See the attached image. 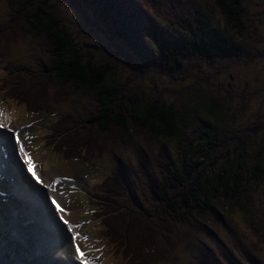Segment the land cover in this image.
I'll return each mask as SVG.
<instances>
[{
    "label": "trees",
    "instance_id": "16d2710c",
    "mask_svg": "<svg viewBox=\"0 0 264 264\" xmlns=\"http://www.w3.org/2000/svg\"><path fill=\"white\" fill-rule=\"evenodd\" d=\"M3 1L7 11L2 16L6 15V22L0 28V46L21 35L32 37L35 44L34 49L27 50L35 61L25 62L20 67L15 78L17 84L9 96L26 104L37 115L49 114L53 106L60 108V104L69 98L79 100L78 118L66 121L70 128L60 127L64 135H59V146L64 155L81 157V162H90L108 151L123 157L120 150L126 149L123 146L126 147L129 140L141 143L147 156L153 155L154 159L139 160L148 179L137 191L126 193L122 188L124 182L119 178L109 185L112 203L106 210L105 222L111 238L121 239L132 261L169 263L181 237L192 231L188 228L205 226L216 230L214 224L228 213L244 210L246 202L240 199L243 181H249V170L255 177L258 172L264 173V164L247 168L243 162V149L264 129V118L236 134L231 141L211 142L205 148L198 145L195 156L177 151L179 157L176 158L172 152L163 150V144L167 146L169 142L181 140L184 128L178 101L143 102L130 81L119 85L109 58L97 62L95 51L85 52L76 44L73 33L57 14L56 0ZM73 2L82 13L85 12L83 6L92 9L109 36L121 39L128 48L137 50L142 61L160 59L159 73L175 80L195 76L186 65V58L202 57L213 61L227 48L218 32L210 34L200 26L199 17L195 22L192 18L184 19L181 24L176 13L170 16V22L175 23L177 33L146 36L151 39L148 49L133 30L131 17L126 15L121 0ZM213 3L224 17L242 27L243 22H239L243 21L241 0H213ZM192 22L200 27L198 35L190 26ZM245 27H248L247 23ZM4 52L10 51L4 49ZM121 54L130 59L126 51ZM259 55L263 54L252 52L250 60ZM184 69L189 70L183 75L180 71ZM130 79L134 80L133 77ZM153 140L151 144H145ZM230 146L238 152L233 161L228 157ZM262 147L256 153L259 163ZM161 152L165 155L158 157ZM219 160L222 166L216 171ZM258 224L253 230L256 234L262 232L260 242L264 245V221Z\"/></svg>",
    "mask_w": 264,
    "mask_h": 264
},
{
    "label": "rangeland",
    "instance_id": "374dc122",
    "mask_svg": "<svg viewBox=\"0 0 264 264\" xmlns=\"http://www.w3.org/2000/svg\"><path fill=\"white\" fill-rule=\"evenodd\" d=\"M121 1L126 15L131 17L130 24L133 30L141 36V43L148 49L151 48V39L146 36H151L152 33L157 36L160 32L177 33L175 23L170 22V16H174L176 13L180 17L181 24H183L184 19L192 18V21L195 22L196 18L199 17L200 26L211 32L210 34L218 32L228 48L227 52L222 50V54L216 56L213 61H208L202 57L186 58V65L195 76L188 75L184 79L175 80L164 75L163 72L159 73L162 67L159 62L160 59L142 61L137 50L128 48L123 40L109 36L108 31L94 16L92 9L83 6L85 12L82 13L74 5L73 0H56L54 2L59 18L73 33L76 44L85 52L95 51L94 59L97 62H104L107 58L113 62L114 79L119 85L130 81L143 102L161 100L170 103L178 101L177 108L184 128L181 131V140L169 142L167 146L163 144V150L172 152L176 158L179 157L177 151L185 152L187 156H195L198 145L205 148L211 142L225 143L231 141L236 134L244 132L251 124L260 118H264V0H241L243 21L240 20L239 22H243L242 27L236 26L224 17L215 8L213 0ZM6 11L7 5L5 1L1 0L0 21ZM171 18L177 19L176 17ZM193 22L190 26L198 35L197 32L200 31V27ZM246 23L248 24L247 28L245 27ZM137 34L135 33L136 36H138ZM157 40L155 39V41ZM187 40L191 41V39ZM34 48L35 44L31 38H20L11 44V52L6 53V56L21 53V58L25 57L26 61H29L30 53L26 52ZM123 50L128 53L129 60L127 56L121 54ZM252 52L263 55L250 60ZM13 59H17V57ZM151 67L153 68L151 69ZM147 68L151 70L142 73ZM188 70L184 69L180 72L184 75V72ZM130 77H133L134 80H131ZM9 100L19 109V114L15 118L19 126L34 121L32 119L36 118L35 111L10 96ZM60 109L66 110L68 118H75L77 115L76 100H70L65 107ZM41 128L43 126H40L35 134L38 141L44 144L40 137L41 134H44L41 132ZM154 141L144 142L148 145ZM128 142L126 147L123 146L126 149L120 150V153L124 155L123 157H119V153L108 151L102 156L90 160V162H81V157H66L63 150L57 149L55 151L54 148L53 150L50 148L44 154V156L47 155V159L50 157L45 163V168L49 170L51 177H54L57 175L73 176L100 166L110 168L119 165L121 168L116 171L122 173L119 179L124 180L123 190L128 193L134 192L137 191L141 181L145 178L139 169V160L143 162L146 159L154 158L153 155H146V148L138 141L129 140ZM10 144L13 146V152L15 147L11 141L7 144L8 151ZM260 147H262V152L259 160H262V163L256 160V153ZM243 152V162L247 168L254 169L256 166L264 164V129L248 141ZM237 153L230 146L229 161H233ZM161 154L165 155L161 152L158 157ZM11 157L18 161V168L15 164L12 169L8 166L16 178V182L19 175L25 174L28 178L21 177L22 181L24 180L27 184L33 183L43 193H46L48 203L53 191L44 190L32 179L31 175L29 177L17 155ZM221 166L222 161L219 160L215 170H219ZM99 175L100 173H96V176ZM247 176L249 181H243L244 189L240 197L243 202H246L244 210L242 212H237V210L228 213V215L224 214L226 216L214 224L213 227L216 230H209L205 226H200L199 229L188 228L192 231L181 237L182 239L173 249L176 254V257L171 259L173 264H188V262H191L190 264H198V262L200 264H264V245L260 242V239H263V234L262 232L256 234L253 230L259 221H264V178H260L264 177V173L258 172L255 177L249 170ZM258 178L260 179L257 180ZM14 194L16 195V192L12 193V200L17 201L22 213H25L28 219L38 226L34 224L28 232L29 237H31L29 238V248H21L19 253L16 251L13 253L6 249L5 254L0 255V262L6 260L5 264H15L20 258L17 254L24 253V257H27L32 254L33 250L53 249V253H47L43 259L34 264H79L74 253L78 246L73 243V246L69 247L71 249L59 251L67 244H63V241L66 240L65 237L50 243V237L47 236V231L44 229L45 224L37 223L36 219H33L31 206H27V202L23 198L16 195L19 197L18 199ZM62 194L64 202L72 208L75 206L74 209L77 210V216L73 218L75 220L82 219L84 216L80 206L84 203L85 198L79 195H68L67 190H64ZM12 206L14 207V205ZM49 211L51 213V210ZM53 215L58 219L56 213ZM55 223L56 220H54V225ZM57 226L63 227L61 223H57ZM183 232H186V229ZM34 233H36L35 239ZM51 235L57 236L56 234ZM35 241L37 242L34 244ZM39 243L41 244L40 248L38 247ZM185 254L188 255L189 261L183 262ZM6 255H12L11 261L6 258L8 257ZM108 264L143 263L128 260L121 252H117Z\"/></svg>",
    "mask_w": 264,
    "mask_h": 264
},
{
    "label": "bare ground",
    "instance_id": "6f19581e",
    "mask_svg": "<svg viewBox=\"0 0 264 264\" xmlns=\"http://www.w3.org/2000/svg\"><path fill=\"white\" fill-rule=\"evenodd\" d=\"M9 146H10L9 152L11 153L13 146L11 144ZM17 162L18 161L16 158L11 157L6 162V164L11 169L14 168V166H13L14 164H15L16 168H18ZM18 172H20V171H18ZM27 175L29 176L28 173H27ZM16 176L18 177V175H16ZM21 177L22 178H28V177H26L25 174H23L22 176L19 175L18 181L16 182V184L18 186V189L15 191L16 195L23 198L27 202L26 203L27 206H29V207L31 206L30 208H31V213L33 215V219H36L37 223L39 222V223L45 224L44 229L47 231V236L50 237V239H49L50 243H54L58 239H64V237H65V239L67 241L64 240L63 244H66V243L67 244L64 245L62 248H60L59 251L71 249L69 247H72L73 243L70 241V233H69L67 227H65L64 224L61 222L59 216H58V219H56V217L53 215L56 212L54 211L53 207L49 204L50 201L47 203L46 193H43L38 187L35 186V184H33V183L27 184L24 180L22 181ZM54 195L57 196V198L61 201L62 205L69 211L68 217H64V219L67 220L68 222L74 223V221H76V220L73 217L77 216V214H76L77 210L74 209L75 206H73L74 208H72L71 206H69L68 203H65L63 198L59 197V195L57 193H55V192H53V194L51 193V196H54ZM49 210H51V213ZM54 220H56V223H55L56 226L54 225ZM57 223H61V225H63V227L57 226ZM51 234H56L57 236L53 237ZM40 240H41V236H40ZM57 244L59 245V242H57ZM38 247L39 248L41 247L40 243H39Z\"/></svg>",
    "mask_w": 264,
    "mask_h": 264
},
{
    "label": "snow or ice",
    "instance_id": "6c2138e0",
    "mask_svg": "<svg viewBox=\"0 0 264 264\" xmlns=\"http://www.w3.org/2000/svg\"><path fill=\"white\" fill-rule=\"evenodd\" d=\"M2 127H3V125H0V128H2ZM17 142H19V138L18 137H17ZM21 151H23L22 148H21ZM26 163H28V167H29V171H30L31 175L35 179H37V181L39 182V177H37L36 176V173L34 171H32V169H33L34 166L30 162H28V161H26ZM53 204H55V206H56V208H57L58 211H60V212H63L64 211V209L61 207V205L59 203H57L55 200H53ZM64 223L67 224L68 221L65 220ZM77 252H78V254L80 256H83V252L80 251V248L79 247H77Z\"/></svg>",
    "mask_w": 264,
    "mask_h": 264
}]
</instances>
